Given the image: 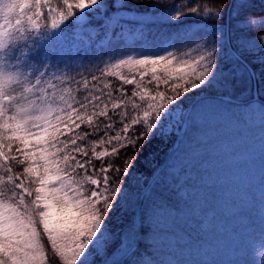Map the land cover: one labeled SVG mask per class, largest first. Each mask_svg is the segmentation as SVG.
I'll return each mask as SVG.
<instances>
[{"label": "snow or ice", "instance_id": "6c2138e0", "mask_svg": "<svg viewBox=\"0 0 264 264\" xmlns=\"http://www.w3.org/2000/svg\"><path fill=\"white\" fill-rule=\"evenodd\" d=\"M42 3H47V0H35L34 4L33 0H0V264H46L41 226L43 235L62 264H94L97 259L99 264H142L143 252L138 238L140 233L136 231L135 221L115 231L105 224L116 197H120L121 206L128 202L125 195L127 189L120 186L122 182H117L115 188H109V168H101L100 171L105 173L104 192L99 189V180L87 177L97 187L85 196L81 190L82 182L73 175L77 169L87 172L85 164L77 156H87L88 152L78 141L104 130L100 126L101 118H111L107 104L101 106L96 103L100 97L90 100L86 95L82 101H77L71 92L64 89L57 96L53 83L58 78L57 73L47 63L48 56L40 53L36 47L38 40L46 33H42L35 25H32L30 32L25 23L26 19H33L26 9L32 5L39 16ZM63 3L67 6V17L73 16V3L70 0H63ZM134 3L138 4L139 0H134ZM189 3H195V0H189ZM220 3L226 4L229 23L213 25L211 36H198L195 39L190 27L182 25L167 34L161 45L162 50L154 51L152 45L161 36L155 35L153 39L154 34L148 25L180 21V12L172 15L153 5L148 12L155 11L161 15H154L150 21H144L137 19L139 9L130 8L126 0H113L111 12L106 0H77L76 7L81 12L78 18L80 21L90 19L84 12L85 7H88L94 15L104 16L109 26L115 24L120 29L114 35L123 38L129 33L140 42L137 50L117 55L114 62L103 71L109 72L112 69L109 74L120 76L122 83H136L137 88L139 84L135 78H124L118 70H142L141 79L151 72L157 86L161 79L165 84L170 80L175 81L171 85V96L157 92L149 98L142 120L147 134L154 130L158 136L169 134L170 122L181 115L180 98L190 90L195 92L198 88L219 86L225 93H229L234 87L233 82L239 83L242 79H246L249 85L253 80L264 83V54H260L264 51V31L256 37L248 38L237 34L230 27V22L235 19L236 30H251L253 26L264 28V10L257 17L250 11L254 6L252 0H220ZM190 11L195 13L198 10L190 6ZM52 14L49 9V15ZM214 16L224 19L225 12L217 11ZM65 25V15L52 20L51 32L48 33L51 40L57 39L56 33L63 35ZM30 40L33 56L21 51V44L27 46ZM197 40L203 43V48L199 47ZM188 42L199 49L197 54L193 56V48L189 47L183 55H178V45ZM18 51H21L23 59L17 55ZM41 55L44 62L38 59ZM247 56L253 59L249 61ZM33 61L40 64V67L37 68ZM254 64L260 66L259 71L253 69ZM158 69L161 73L159 76ZM257 92L258 96H264V91L258 89ZM144 98L142 94L140 99ZM74 103L76 107H73ZM112 107L115 111L121 104L112 102ZM261 110H264V102L261 103ZM140 122L137 117L132 119L131 124ZM121 123L125 135L111 139L119 141L121 147H124L129 125L123 121ZM84 124L88 126V131L75 132ZM113 127L112 123L104 125L105 129ZM144 135L141 133L138 139ZM104 142L101 138L94 143ZM13 145H16V154H11ZM106 154L101 152L96 158ZM9 160L25 165L24 173L28 174L30 184L11 175L12 167L7 163ZM127 163L130 164L131 160ZM124 175H128L127 170ZM50 201H55L61 210L58 217L51 214ZM151 211L163 213L166 208L163 202L157 204L153 201ZM125 256L129 258L124 260Z\"/></svg>", "mask_w": 264, "mask_h": 264}, {"label": "rangeland", "instance_id": "374dc122", "mask_svg": "<svg viewBox=\"0 0 264 264\" xmlns=\"http://www.w3.org/2000/svg\"><path fill=\"white\" fill-rule=\"evenodd\" d=\"M70 2L73 3L71 17H67L68 10L63 0H47L41 4L39 16L30 5L27 13L33 19L25 20L30 32L32 25L46 31L36 47L48 56L47 63L57 73L58 78L53 81L57 96L61 92L58 81L64 75L80 70L86 61L100 60L110 64L117 55L134 52L140 47L138 38L132 34L126 33L123 38L114 35L120 29L115 24L109 26L104 16L94 15L88 7L84 12L90 19L80 21L77 0ZM49 9L53 13L51 16ZM177 11L181 13L178 4L165 12L175 15ZM60 15L66 16L63 35L56 33L57 39L51 40L48 35L51 22ZM154 15L161 13L138 12L137 19L150 21ZM201 15L197 12L190 17L181 16L199 20L189 26L193 39L200 32H203L201 36L212 35L211 26L202 23L208 15ZM180 21L148 25L154 36H161L153 43L152 50H162L161 45L170 33L168 26L177 25ZM160 26H163L162 33H156ZM197 44L204 47L198 40ZM189 47L193 48L192 55L195 56L199 49L191 42L178 45L181 50L178 55H183ZM173 50L177 51V48ZM21 51L18 56L23 59ZM38 59L44 62L43 55ZM36 67L39 68L40 64ZM127 69L120 70L124 73ZM142 94L144 100L140 99ZM154 95L146 89L138 90L137 98L143 103L142 117L149 98ZM203 96L191 114L189 125L192 127H188L171 162L154 182L155 188L176 190L182 200L180 208L163 203L165 212H152L153 201L161 202H157L148 190L151 202L144 212V225L148 230L139 237L147 249L142 251V264H258L255 252L264 247V220L260 219L261 206L264 205V110L257 102L236 105L206 94ZM240 98L250 101L245 96ZM186 111L182 107L180 117L170 122L168 136L180 134ZM50 204L51 214L58 217L61 210L55 201H50ZM128 258L123 257L124 260ZM95 261L94 264H99Z\"/></svg>", "mask_w": 264, "mask_h": 264}, {"label": "trees", "instance_id": "16d2710c", "mask_svg": "<svg viewBox=\"0 0 264 264\" xmlns=\"http://www.w3.org/2000/svg\"><path fill=\"white\" fill-rule=\"evenodd\" d=\"M252 2L254 6L250 9V11L255 16L259 17L260 12L264 10V0H252ZM106 3L109 11H112L113 0H106ZM126 3L130 8H138L139 13H149L148 9L153 5H156L158 9L166 11L172 8L173 5L176 6L178 4L181 9L182 17H190L191 15L199 12L202 15H208L206 16V20L202 21V23H205L206 26L224 25L227 23L226 4L220 3V0H195V3L191 5L189 0H139L138 4L134 3V0H126ZM190 6L197 8L198 11L192 13L190 11ZM217 11L225 12L224 19L215 18L214 13ZM183 12H185V15L182 14ZM182 19L183 20L177 25L168 26L170 32H174L182 25L191 26L199 22V20L194 18ZM235 25L236 20L234 19L230 22V27L234 31H237V34H243L248 38L256 37L261 31H264V28H261L260 26H253L251 30H236ZM161 30H163V26L158 27L156 29V33H162ZM43 33H46V31ZM202 33L203 32H200L199 36H201ZM21 49H25L28 56L34 55L31 40L27 46H24L22 43ZM178 51H181L180 48ZM260 54H264V51ZM246 58L249 61L253 59L252 56H247ZM32 63L36 64V66L38 65L35 61ZM107 65L108 62L88 60L84 63L80 70L64 75L62 79L58 81V88L60 90L64 89L67 90V92H71V95L74 96L77 101H82L86 95L90 100L94 97H100V100L96 101V103L101 104V106H103V104H107L108 106V115L111 119L104 120L101 118L100 122L101 129L104 130L97 131L94 134L89 135L86 140L78 141V143L84 145L85 150L88 152L87 156H77V159H79L81 163L85 164L87 172H85L84 169H77L76 173L73 175L77 180L82 182L81 190L85 196H88L91 191L96 190L97 187L93 186L87 177L99 180L101 182L99 189L102 193L104 192L103 179L105 173L100 171L101 168H109V171L107 172V176L109 178V188H115L117 186V182H122L120 183V186L123 189H127L125 195L128 202L121 206L120 197H116L113 210L108 213L107 219L105 220V224L109 225V227L115 231L118 228L125 227L132 220L136 222V210L141 192L145 188L147 181L153 176L158 167L164 161L165 157L169 154L177 139V135L158 136L156 131H153L151 134L146 133V127L142 122L143 117L141 107L143 106V103L137 98L138 90L146 89L154 92L155 94L157 92H163L166 96H171V85L175 81L170 80L168 84H165L161 79L159 86H157V81L152 79L151 72H149L148 75H144L141 79L142 70L128 68L124 73L122 70H119V72L121 71V76L124 78H135L136 82L139 84V88H137L136 83L125 84L122 83L120 76L109 74V72L113 71L112 69H109V72L103 71ZM259 68L260 66L258 64L253 65L254 70L259 71ZM157 75H161L159 69ZM233 83L234 87L229 90V93H225V91L219 86L204 89L198 88L195 92L190 90L186 96L182 95L179 102L182 107L187 108L196 97L202 94H206L210 97L219 95L230 96L237 100H241L240 97L243 96L250 99L253 98V81L251 82V85H249L246 79L240 80L239 83ZM257 83L258 89L264 91V83L259 81H257ZM109 93H111V97H109ZM133 93L136 94L133 95ZM112 102H120L121 107L113 111ZM262 102H264V96H259V103L261 104ZM76 106L77 105L74 103L73 107ZM235 107L238 109L241 108L240 106ZM137 117L140 118L141 122L136 125H132V119ZM64 118L67 119V115H65ZM121 121L129 125V132L127 133V140L125 141L126 146L124 147H121L119 141L111 139V137H115L117 135L121 137L125 135ZM108 123H112L114 127L105 129L104 125ZM189 126L192 127L191 125ZM86 131H88V126L86 124L82 125L78 129H75V132L79 133ZM141 133H145V135L142 139H138ZM64 138L66 137H62V139ZM101 138L104 139V143H94L99 141ZM15 148L16 145H13L11 154H16ZM113 149H116V151L114 152ZM101 152H106L107 154L97 159L96 157ZM129 159L131 160L130 164L127 163ZM7 163H9L12 167V176L16 175L20 179H24L26 184H30V181L27 179L28 174L24 173L25 165L16 164L11 160L7 161ZM116 169H119V171H116ZM126 170L128 175H124ZM6 178L7 176L4 177V179ZM140 180H143L141 184H139ZM154 184L150 187L149 192L153 193V197H155L157 202H163L166 205L173 206L172 208H180L179 206L182 203V200L177 196L178 193L176 190H170L169 187L155 188ZM262 185L264 186V181L262 182ZM149 192L146 193L143 199L142 206L144 208V212L151 202ZM99 206L100 205H98V207ZM261 207H263V209L261 210L262 217L260 219L264 220V205ZM144 222L145 220L143 216L142 229L145 231H141L142 236L145 235L148 230L144 225ZM40 231L42 234V242L44 243L46 264H62L59 257L52 250L51 244L47 241V237L43 235L42 226ZM142 244L143 243L140 244L141 252L144 250V246ZM109 251H111V249H109ZM95 262H99L98 259Z\"/></svg>", "mask_w": 264, "mask_h": 264}, {"label": "water", "instance_id": "95a60500", "mask_svg": "<svg viewBox=\"0 0 264 264\" xmlns=\"http://www.w3.org/2000/svg\"><path fill=\"white\" fill-rule=\"evenodd\" d=\"M254 88H255V95H254V99H258V95H257V84H256V80H254ZM218 99H221L223 101H227V102H231V103H236V104H243V102H240V101H237V100H234L230 97H227V96H218L217 97ZM190 111H191V108L188 110V112L186 113V116H185V119H184V122H183V125H182V129H181V133L179 135V138L177 139L172 151L170 152V154L167 156V158L165 159V161L162 163V165L158 168V170L156 171V173L151 177V179L148 181L147 185H146V188L144 190V193L147 191V189L150 187V185L153 183V181L157 178L158 175L161 174V172L163 171L165 165L170 161V159L172 158L173 154L176 152V150L179 148V145L180 143L182 142L183 140V137H184V134H185V131L187 129V123H188V117H189V114H190ZM143 198V196H142ZM142 198L140 200V204H139V208L141 206V201H142ZM137 225L139 226L140 225V222L137 221Z\"/></svg>", "mask_w": 264, "mask_h": 264}, {"label": "bare ground", "instance_id": "6f19581e", "mask_svg": "<svg viewBox=\"0 0 264 264\" xmlns=\"http://www.w3.org/2000/svg\"><path fill=\"white\" fill-rule=\"evenodd\" d=\"M203 98H204L203 95H199L198 97L195 98V100L187 108H185V109H187L186 113L191 108V111H190V114H189V117H188V124H187L188 127H189V123H190V119H191V114H192V112H193V110L195 108V105H196L197 101H199V100H201ZM186 113H185V116H186ZM185 116H184V119H185ZM180 133H181V131H180ZM179 135H177V139L179 138ZM177 139H176V141H177ZM176 141H175V143H176ZM181 144H182V142L180 143V145ZM180 145H179V147H180ZM143 193H144V189L142 190L141 195H140V198H139V201H140L141 198H142V196H143L142 201H141V208H139L138 210H136V216L138 218V221L140 219H142V217L144 216V208L142 206V203H143L144 196L146 195L147 192H145V194H143ZM142 210H143V212H142ZM136 231H138V232H141L142 231V225L141 224L139 226L138 225L136 226Z\"/></svg>", "mask_w": 264, "mask_h": 264}, {"label": "clouds", "instance_id": "9594fccd", "mask_svg": "<svg viewBox=\"0 0 264 264\" xmlns=\"http://www.w3.org/2000/svg\"><path fill=\"white\" fill-rule=\"evenodd\" d=\"M255 257L258 260V264H264V247L259 248L255 252Z\"/></svg>", "mask_w": 264, "mask_h": 264}]
</instances>
